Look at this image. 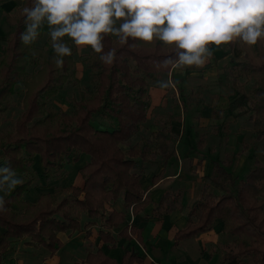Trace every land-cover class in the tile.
<instances>
[{
  "label": "trees",
  "instance_id": "obj_1",
  "mask_svg": "<svg viewBox=\"0 0 264 264\" xmlns=\"http://www.w3.org/2000/svg\"><path fill=\"white\" fill-rule=\"evenodd\" d=\"M6 1L9 0H0V4ZM32 3L33 0H22L16 15L7 18L11 31L0 55V123L7 119L13 88L26 80L28 66L33 68L39 62L46 70L42 85L27 95L22 112L10 127L0 124V128L8 127L0 131V168H11L23 180L3 195L9 211L0 214V264H6L14 241L41 247L52 257L61 245L58 233L84 231L88 238L91 227L97 225L98 239L109 247L121 239L132 241L131 237L141 244L142 229L127 223L130 214L142 213L151 204V210L143 217L157 221L182 209L180 190L164 191L151 203L142 185L143 176L157 158L164 162L177 159L173 143L179 134L173 126L180 122L179 116L171 111L155 116L150 110L149 94L150 88H162L163 76L173 69L157 68L155 62L174 56L175 49L160 41L129 39L122 45L118 37L108 35L104 50L114 49L117 59L106 65L99 54L85 45L91 57L86 64L89 81L79 98L68 101L70 110L64 112L51 99L67 82L65 76L73 75L70 56L64 57L63 66L58 68L54 61L46 62L55 57L51 44L38 49L25 46L20 40L26 27L22 9ZM47 32L45 24L40 36ZM64 40L68 44L65 37ZM260 41L251 47L243 42L218 46L224 56L241 49L239 57H230L219 83L234 90L228 112L234 117L247 114L255 140L264 142V49ZM203 90L197 87L189 92L194 96L192 103L197 114L207 104ZM177 91L182 102L186 94L179 88ZM183 105L182 112L187 108ZM149 120L156 129L146 132ZM210 130L218 131L217 126ZM82 155H86V161L78 170L83 181L81 188L70 185L60 199L48 193L39 194L35 202L22 197L33 183H39V173L33 169L36 158L43 181L50 183L62 177L66 166L76 164ZM212 162L211 174L204 178L199 199L187 207V224L174 233L173 244L220 226L231 241L221 244L222 252L215 264H264V162L256 161L240 180L229 171L232 162L227 156ZM161 178L160 172L152 176L151 185ZM117 200L124 211L108 210L107 206ZM85 255L80 264L142 263V257L131 249L123 251L119 260L101 248L88 249Z\"/></svg>",
  "mask_w": 264,
  "mask_h": 264
},
{
  "label": "clouds",
  "instance_id": "obj_2",
  "mask_svg": "<svg viewBox=\"0 0 264 264\" xmlns=\"http://www.w3.org/2000/svg\"><path fill=\"white\" fill-rule=\"evenodd\" d=\"M22 14L21 42L33 44L46 24L58 68L72 55L66 36L78 51L90 46L106 65L117 59L114 49L104 50L108 35L122 45L132 39L174 47L175 55L155 62L157 68H202L212 57L209 44L229 45L239 38L251 47L264 39V0H33ZM22 183L14 170L0 168V191L10 193ZM8 211L0 196V214Z\"/></svg>",
  "mask_w": 264,
  "mask_h": 264
},
{
  "label": "crops",
  "instance_id": "obj_3",
  "mask_svg": "<svg viewBox=\"0 0 264 264\" xmlns=\"http://www.w3.org/2000/svg\"><path fill=\"white\" fill-rule=\"evenodd\" d=\"M209 48L212 50V57L204 67L197 68L192 66L173 68L171 72L166 75V78L163 79V81L170 84L167 90L157 87L149 89L150 110L155 112V116L159 117L163 114L162 112L165 111H171L173 115L179 116L180 122H174L173 126L174 132L179 134V141L174 147L176 148L177 159L170 162H164L162 159L157 158L153 165L148 169L145 176H143L144 183L142 185L144 190L147 191L146 193L149 194L151 203L156 202L164 191L180 190L183 195L181 202L182 209L175 210L172 213L163 216L162 219L153 221L150 219H144L143 217L151 210V204H149L145 207V210L142 211V213L132 215L131 218L127 220L128 224H135L138 228L142 229L141 244L137 243L136 239L132 240L137 244L134 245V249L135 252L142 257V263L133 264H157L156 261L158 260H161L163 264H207L208 261H205V257H202L201 250L207 248L211 253V248L216 245L217 242L220 241L219 238L222 237L220 234H215V230L218 228L216 226L210 231L202 233L197 238H187L176 245L173 244L174 233L177 230L183 229L187 224V207L191 206L199 199L200 179L202 180L211 174L212 161L216 159L215 154H211L210 149L208 148L210 147V141H207V139L205 140L201 136L198 138L197 135L205 136L211 127L217 126V124H215L217 116L216 110H226L228 113V101L234 94L232 87L220 84L219 81L224 78L223 68L229 62L230 57L233 56L232 54L236 49H233L232 54H226L224 56L218 46L212 44ZM197 87L204 89L202 92L204 94L205 103H207L199 110L198 114L195 112L194 103H192L194 96L189 93L191 90H196ZM178 88L187 95L183 97L182 103L179 100L181 98L177 91ZM205 95L212 100L210 102L207 101ZM183 102L187 107L185 110L186 114L185 111L182 112L183 108L181 105ZM186 102L192 104L190 108L187 106ZM189 112L193 113V116L190 115ZM150 122L152 126H154V129H156L153 121L151 120ZM186 123L187 129L183 132ZM213 133L215 135H213L214 137L212 138L215 140L213 145L219 151V134L217 136L216 132ZM230 135L231 136H227V140L225 141L227 147L230 143L234 146L236 143L235 138L238 137L236 133ZM225 142L223 143V146ZM82 156L77 163L81 161ZM84 159H86V157H83V161ZM80 168L81 166L79 169ZM159 172L163 174V178H161V180L155 185H151V177ZM77 181L78 182L73 184V186L81 188L83 181L80 175ZM147 186L150 187L147 188ZM46 193H48V191ZM107 209L124 211L121 201L119 200L112 202V204L107 206ZM97 230L98 225L91 227V235L88 237L90 240L86 239L84 231L80 233H73L70 231L66 233H58L57 237L61 242V245L57 251L64 249L63 251L69 253L70 251H81L86 248L92 250L101 248L105 254H108L107 251L113 249L117 244L121 248L120 250L125 251L130 249L129 245H131V241L127 242L124 239L116 242L113 247L105 245L101 240L98 242ZM1 234L2 230L0 229V237ZM96 236L97 240L95 241L93 239ZM223 238L224 237H222V239ZM101 243L104 244L105 249L100 247ZM138 245H141L142 247L144 245V247L147 248V251L150 253L149 262L142 256ZM16 251H20V249L16 247ZM15 253L16 252H14L13 255H15ZM108 255L112 258L114 257L110 254ZM210 257H212V254L208 255V259H211ZM83 261L84 260L76 262L75 264H80ZM54 262L55 257L52 259L45 258L44 260L30 264H60V262Z\"/></svg>",
  "mask_w": 264,
  "mask_h": 264
},
{
  "label": "rangeland",
  "instance_id": "obj_4",
  "mask_svg": "<svg viewBox=\"0 0 264 264\" xmlns=\"http://www.w3.org/2000/svg\"><path fill=\"white\" fill-rule=\"evenodd\" d=\"M21 2L22 0H12V1L9 0V1H6L0 4V55L3 52L2 47L4 44L5 38L8 35H10L9 33L11 31L10 23H9V20H7V18H9V16L16 15L17 9L21 6ZM65 38L68 40L67 45L71 46L70 47L71 50L72 48L74 50V53L72 52V55L69 57L70 70H72L73 75H70L71 73H69L67 76H65L67 82L64 83L63 87L57 89V91L54 93L51 99V102L54 104V106L64 112L70 110V107H68V101L70 99L79 98L81 91L86 87V83L89 81V77L87 76L88 71H87L86 64H88V61L90 60L89 58H91L88 54V50L85 45L80 46L83 49V51H78L77 46L71 41V39L67 36ZM235 42L241 43L239 39H236ZM44 44L46 45L51 44V38L49 37L48 32L45 35L39 36V38L31 45L37 47L38 49H41V47L43 48ZM211 45L212 44H209L207 45V47L209 48ZM260 46L261 48L264 49V39H261ZM232 55L233 57H239L241 55V49H236ZM43 59H46V57L44 56ZM53 61L54 60H48V59L46 60V62H53ZM28 67L30 68L26 70V72L28 73L26 80H24L23 82H20L18 85H16L13 88V91H12L13 95L11 96V107H10L11 110L7 113V117H6L7 119L0 123L3 126L11 125L13 120L16 117H18L20 113L22 112L23 103L27 95L30 94L31 91H34L35 88L42 85V82L44 79L43 75L45 74V71H46L45 67H43L39 62H37V65H35L33 68H31V66H28ZM164 78H166V75L163 76V79ZM248 86L245 85L243 87L250 88ZM205 97H206V100L209 102L212 100L206 95ZM186 104L187 106H189V108L192 105V104H189L188 102H186ZM185 114H186V111H185ZM189 114L193 116V113L189 112ZM216 115L217 116H216L215 124H217V130H218L216 135L218 136L219 134L218 139L220 141V147H221V148L219 147V151L213 145L215 140H213L212 138L215 135L212 132V130L209 129L207 133L205 132L206 133L205 136L203 135H200V136L204 138L205 140L207 139V141H210V147L208 148L210 149L211 154L213 153L215 154V158L217 160H221L225 156H227V159H230V161L232 162V165L229 168V171H231L232 176H235L238 180L244 179L247 172L251 168L254 167L256 161L264 162V142L263 141L257 142L255 140V131L252 130V122L248 120L247 114L241 117H234L233 114L231 115L229 112L227 113L226 110H223V111L216 110ZM150 121L151 120H149L146 124V127H145L146 132L155 130L154 126H152ZM6 128L8 127H1L0 131L6 130ZM186 129H187V123H186ZM232 133H236V135H238V137L235 138L236 143L234 144V146L230 143L229 146L227 147L225 141L227 140V136H231L230 134ZM178 141L179 139H177V141H174L173 147H175V144ZM224 142L225 144L223 146ZM83 157H86V155L82 156V159L79 163L66 166V173L62 177L53 179L50 183H46L43 181V176L40 173L41 167L39 166L37 162V158H36L35 164L33 165L34 167L33 169L36 173L37 172L39 173V176L37 177V180H38L37 182L39 183H33L31 187L22 194V197L29 202H35L39 194H46L47 191H48V194H50V196L55 199H60L64 197V195L67 193V188L70 185H73L78 182L77 181L79 178L78 169L81 166V164H83L84 161H86V159H84L83 161ZM205 182L206 180L204 178L202 180L200 179L201 184L199 187V192L202 188V185ZM5 193L6 192L4 191H0V196H3ZM131 216L132 215L130 214V218ZM217 227L219 228V230L217 228L215 230L216 231L215 234L216 235L220 234V236L224 238L223 239L222 237L219 238L220 241L218 240L219 242H217V244L211 248L212 250L211 253L208 251L209 249L207 248H203L201 250L202 257H205V261H208L210 264H215L217 262L222 252L221 244H224L226 242L229 243L231 241V237L226 236L221 231L220 226H217ZM132 238L134 240V237ZM88 240H90V238ZM93 240L96 241L97 236L94 237ZM14 242L15 243L13 244V250L9 253L7 258L5 259L6 264H30V263L39 262L40 260H44L45 258L52 259L53 257H55L54 263L60 262V264H75L76 262L84 260V257L86 256L85 253L88 250L86 248L84 250L82 249L81 251L74 250V251H70L69 253H67V251H63L64 250L63 249L60 251H56L54 255L51 257L49 256V252L47 250H44L41 247L33 248V247H28L22 241H14ZM98 242H100V240H98ZM135 244L136 243L134 241H131V245H129L132 251H135L134 249ZM16 247H18L20 251H16ZM100 247L105 249V246L102 243L100 244ZM120 249L121 248L117 244L115 247H113V249H109L107 252L108 254L118 258L119 260L120 256L122 255L121 253L123 252V250H120ZM139 251L142 253V256L145 257L149 262L150 253L147 251V248L144 247V245L143 247L140 245ZM14 252H16L15 255H13ZM209 254H212V258L210 260L208 259ZM156 263L163 264L161 260L156 261Z\"/></svg>",
  "mask_w": 264,
  "mask_h": 264
}]
</instances>
